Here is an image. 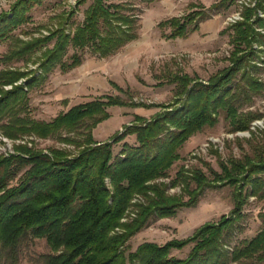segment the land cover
I'll return each mask as SVG.
<instances>
[{"label": "trees", "instance_id": "1", "mask_svg": "<svg viewBox=\"0 0 264 264\" xmlns=\"http://www.w3.org/2000/svg\"><path fill=\"white\" fill-rule=\"evenodd\" d=\"M233 2L217 0L208 7L190 2L187 12L157 25L169 28L166 39L186 38L199 30L203 20L219 8L228 9ZM38 3L40 0H16L8 11L0 13V42L14 40L0 57V132L10 139L32 134L40 138L56 136L73 144L77 151L18 144L13 153L0 155L1 259L17 264L20 248L42 238L52 252L38 255L34 264H264L263 211L258 213L260 227L252 237H236L243 229L239 221L248 199H264V141L257 144L253 155L219 160V172L204 163L212 179L202 168L188 171L180 166L169 184L184 183L186 200L167 194L168 184L149 182L167 177L168 170L180 159L179 149L204 127L215 126L221 113L231 133L248 130L263 116L244 108L252 97L264 94V81L255 75L262 68L253 63L259 59V52L264 53V34L248 22L254 10L245 7V20L223 31L232 44L227 66L205 80L181 71L170 75L168 82L174 91L171 102L127 103L117 95L106 94L70 106L50 120H38L27 113L29 90L34 84L57 68L66 73L79 66L86 52L97 58L114 55L137 39L139 26L122 0H92L73 32L58 28L48 35L22 40L13 31L29 20L30 9ZM258 7L264 10V0ZM253 44L262 45V49H254ZM68 48L73 49L69 57ZM42 49L34 69L4 66L25 62ZM262 63L264 68V60ZM22 78L24 83L17 84ZM110 83L123 91L115 82ZM5 85L11 88L4 89ZM125 104L160 110L149 118L134 114L138 124L109 140L95 141L92 129L110 117L107 108ZM128 135H134V141L127 139ZM220 185L233 187L234 206L228 214L200 224L187 237L163 244L144 241L128 251V239L151 221L195 206L205 187ZM134 194H141L144 201L137 205L135 218L120 224ZM116 226H122L123 231L111 233ZM187 245L191 247L186 257L170 255L172 249Z\"/></svg>", "mask_w": 264, "mask_h": 264}, {"label": "rangeland", "instance_id": "2", "mask_svg": "<svg viewBox=\"0 0 264 264\" xmlns=\"http://www.w3.org/2000/svg\"><path fill=\"white\" fill-rule=\"evenodd\" d=\"M15 1L0 0V13L8 11ZM77 1L40 0V3L30 9L29 20L17 27L13 33L22 40L48 35L49 32L58 28H63L65 32L71 33L75 26L82 22L85 9L92 0H85L81 4H78ZM112 1L119 2L121 0ZM122 1L127 5L126 12L133 14L139 25L137 39L128 42L117 53L109 56L104 66L101 59L94 61L89 59L92 65L88 67L85 74L77 73L75 70V72L70 70L62 73L57 68L42 82L34 84L29 90L27 113L30 117L38 120H50L70 106L106 94L117 95L127 103H169L173 99L174 92L173 84L168 82L172 73L181 71L205 80L229 64L228 57L232 50V44L228 34L223 31L229 25L245 20L243 14L245 7L254 10L248 18V22L252 24L256 32L264 34V10L258 7L260 0H234L228 9L219 8L218 12L203 20L199 30L186 38L176 39L164 38V35L169 33V28H161L157 23L171 16L184 14L188 11L187 4L190 2L208 7L217 0H163L162 7L156 11L148 10L160 5L159 0L150 3L142 0ZM258 19L261 20V23L258 22ZM12 42L14 40L11 39L0 42V57L8 52ZM52 43L53 40L49 46H52ZM253 48L261 50L262 45L253 44ZM43 50L34 52L25 62H11L4 66L34 69L41 59ZM72 52L73 49L68 48L67 57ZM259 55V59L255 58L253 63L262 69L258 70L255 75L259 80L264 81V68L262 67L264 53L259 52ZM86 58L96 59L97 57L86 52ZM2 66L0 64V68ZM99 66H103V69ZM68 75L71 76V79L67 77ZM110 77L123 91H119L110 83L112 81ZM23 80L22 78L16 83H24ZM3 88L10 89L11 85H5ZM64 100H67V103H64ZM244 108L262 113L263 116L254 120L248 130L231 133L227 131L224 114L221 113L215 126L204 127L202 131L191 136L179 149L180 159L168 170L167 177H158L149 182L168 184L167 194L180 195L182 199L186 200L188 196L183 190L184 183L180 182L174 186L169 184L180 166L184 165L188 171L193 168H202L207 177L212 179L213 174L203 166L204 163H208L212 170L219 172V160H226L228 157H241L245 153L253 155L257 144L264 141V94L252 97ZM107 110L112 112L109 119L99 122L92 129L95 141L103 138L104 134L111 138L117 133L125 132L127 127L138 124L133 120L134 114L149 118L160 109L159 107L145 108L140 105L125 104L110 106ZM126 138L131 141L135 139L134 135H128ZM120 143L115 145V154L119 151ZM18 144L33 145L43 150L54 147L70 152L77 151L73 144L62 142L56 136L40 138L32 134L18 139H10L0 132V155L13 153L15 145ZM190 183L193 187L194 183ZM143 201L144 198L141 194H134L129 206L119 219V223H128L135 218L138 211L137 205ZM233 206L232 186L205 187L195 206L179 208L174 216L151 221L133 234L127 241L128 251H134L144 241L163 244L173 238L187 237L200 224L206 221H216L222 214H228ZM260 211L264 212V199L250 197L244 205L243 217L239 221L243 229L241 233L237 234L238 239L250 238L256 233L260 227L258 217ZM122 231V226H116L111 233ZM190 247L191 245H187L182 249H172L170 255L184 258ZM48 252L52 251L45 239H34L20 248L17 264H34L33 260H36L38 255ZM3 259L0 256V264H9L5 263Z\"/></svg>", "mask_w": 264, "mask_h": 264}, {"label": "crops", "instance_id": "3", "mask_svg": "<svg viewBox=\"0 0 264 264\" xmlns=\"http://www.w3.org/2000/svg\"><path fill=\"white\" fill-rule=\"evenodd\" d=\"M156 1V0H155ZM159 2H161L160 3V5H157V6H155V8L154 7H151V9L150 10H148V11H152V9H154L155 11L156 10H160V8L162 7V2H164L163 0H159ZM139 35V34H138ZM89 59H92L91 61H94V60H98V59H101V63L103 64V66H104V64L106 63L105 61L108 59V57L107 58H96V59H94V58H86V59H84V61L79 65V66H77V67H75V68H73V69H71V70H73V72H77V73H80V74H85V72H86V70L88 69V67H91V63H90V60ZM88 61H89V63H88ZM103 66H99V67H101L102 69H103ZM75 70V71H74ZM98 70H100V69H98ZM70 73V72H69ZM67 77H70V79H71V76H67ZM110 80H112L113 81V79L110 77ZM111 111L109 112V114L111 115ZM117 113H119V111H117ZM109 119V118H108ZM103 136V138H101L100 140H98V141H102V140H104V139H109L110 137H108L107 136V134L105 135H102Z\"/></svg>", "mask_w": 264, "mask_h": 264}, {"label": "built area", "instance_id": "4", "mask_svg": "<svg viewBox=\"0 0 264 264\" xmlns=\"http://www.w3.org/2000/svg\"><path fill=\"white\" fill-rule=\"evenodd\" d=\"M231 20V19H230Z\"/></svg>", "mask_w": 264, "mask_h": 264}]
</instances>
